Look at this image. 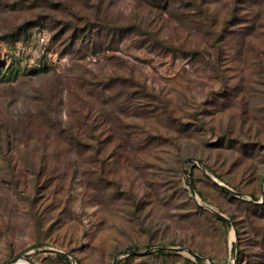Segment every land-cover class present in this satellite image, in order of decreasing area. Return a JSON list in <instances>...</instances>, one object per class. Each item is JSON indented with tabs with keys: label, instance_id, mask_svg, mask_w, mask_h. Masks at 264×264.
I'll return each mask as SVG.
<instances>
[{
	"label": "rangeland",
	"instance_id": "1",
	"mask_svg": "<svg viewBox=\"0 0 264 264\" xmlns=\"http://www.w3.org/2000/svg\"><path fill=\"white\" fill-rule=\"evenodd\" d=\"M24 254L264 264V0H0V264Z\"/></svg>",
	"mask_w": 264,
	"mask_h": 264
},
{
	"label": "water",
	"instance_id": "2",
	"mask_svg": "<svg viewBox=\"0 0 264 264\" xmlns=\"http://www.w3.org/2000/svg\"><path fill=\"white\" fill-rule=\"evenodd\" d=\"M184 172L186 173V170H184ZM213 181H214V182H215V183H216L221 189L232 191V190L229 189L227 186H225V185L219 183L216 179H213ZM232 192H233V191H232ZM194 194H195V192H194ZM195 195H196V194H195ZM211 212H212L214 215L221 217V215H220L217 211L211 209ZM161 249H162V248H158L157 250H161ZM19 260H24V261H25L26 263H28V264H33L32 261H30V259L28 258V254L21 255V256L15 258V259L11 260V261H10L9 263H7V264H16ZM73 263L76 264V262H75L74 260H73Z\"/></svg>",
	"mask_w": 264,
	"mask_h": 264
},
{
	"label": "trees",
	"instance_id": "3",
	"mask_svg": "<svg viewBox=\"0 0 264 264\" xmlns=\"http://www.w3.org/2000/svg\"><path fill=\"white\" fill-rule=\"evenodd\" d=\"M190 185H191V184H190ZM221 191L225 192V190H223V189H221ZM216 217H217V219H218L219 221H221L222 223H224V224L227 223V221H226L225 219H223V218H221V217H219V216H216ZM156 253L159 254V255H162V254H164V251H163V250H160V251H157Z\"/></svg>",
	"mask_w": 264,
	"mask_h": 264
},
{
	"label": "bare ground",
	"instance_id": "4",
	"mask_svg": "<svg viewBox=\"0 0 264 264\" xmlns=\"http://www.w3.org/2000/svg\"><path fill=\"white\" fill-rule=\"evenodd\" d=\"M16 264H28L24 260H19Z\"/></svg>",
	"mask_w": 264,
	"mask_h": 264
}]
</instances>
